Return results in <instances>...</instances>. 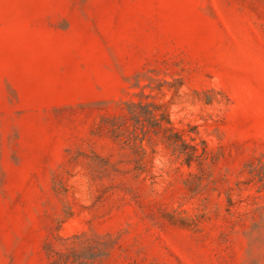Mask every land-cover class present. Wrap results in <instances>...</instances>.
Instances as JSON below:
<instances>
[{
    "label": "rangeland",
    "instance_id": "374dc122",
    "mask_svg": "<svg viewBox=\"0 0 264 264\" xmlns=\"http://www.w3.org/2000/svg\"><path fill=\"white\" fill-rule=\"evenodd\" d=\"M0 264H264V0H0Z\"/></svg>",
    "mask_w": 264,
    "mask_h": 264
},
{
    "label": "trees",
    "instance_id": "16d2710c",
    "mask_svg": "<svg viewBox=\"0 0 264 264\" xmlns=\"http://www.w3.org/2000/svg\"><path fill=\"white\" fill-rule=\"evenodd\" d=\"M149 114H151V113L149 112ZM153 117H154V116H149L148 121H150L151 119H153ZM139 119H140V118H139V114H138V121H140ZM154 119H155V118H154ZM182 144L186 146V144H184V143H182ZM191 148H192V147H191ZM182 149H183V150H180V152L183 153V154L185 155V159H186L187 161L191 160V158L193 157V153H196V152H197L196 150H193V151L189 152L186 148H182ZM76 238H80V237H79V236H76L75 239H76ZM102 253H103V252H102L101 250H98L97 252H95V253L93 254V258H95V257H97V256H100ZM84 263H85V262H84Z\"/></svg>",
    "mask_w": 264,
    "mask_h": 264
}]
</instances>
